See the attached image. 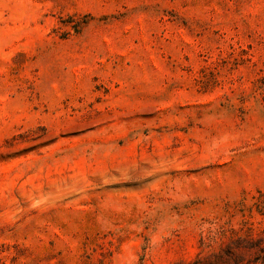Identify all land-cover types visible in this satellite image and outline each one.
<instances>
[{
    "label": "rangeland",
    "instance_id": "374dc122",
    "mask_svg": "<svg viewBox=\"0 0 264 264\" xmlns=\"http://www.w3.org/2000/svg\"><path fill=\"white\" fill-rule=\"evenodd\" d=\"M0 264H264V0H0Z\"/></svg>",
    "mask_w": 264,
    "mask_h": 264
}]
</instances>
